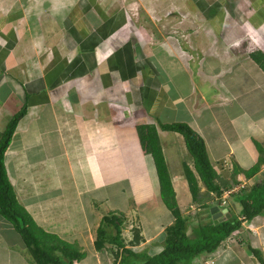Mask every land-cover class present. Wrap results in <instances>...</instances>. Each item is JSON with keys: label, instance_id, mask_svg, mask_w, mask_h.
Instances as JSON below:
<instances>
[{"label": "crops", "instance_id": "obj_1", "mask_svg": "<svg viewBox=\"0 0 264 264\" xmlns=\"http://www.w3.org/2000/svg\"><path fill=\"white\" fill-rule=\"evenodd\" d=\"M153 1L145 4L146 14ZM123 3L0 0V139L10 119L25 110L4 155L6 173L35 224L85 253L75 264H118L114 246L94 247L110 213L127 219L125 247L136 221L144 242L134 251L153 256L162 250L173 217L166 209L165 223L147 227L146 217L155 218L162 200L137 127H155L183 214L197 208L183 169L193 161L183 137L161 125L185 124L197 133L218 184L264 178V166L249 179L243 174L258 160V145L264 154V72L252 58L264 55V0H179L187 17H161L155 25L160 35L133 19ZM197 211L191 222L201 219ZM263 229L264 216H257L190 264L230 258L258 264L248 246L264 257ZM0 264H33L1 216Z\"/></svg>", "mask_w": 264, "mask_h": 264}, {"label": "trees", "instance_id": "obj_2", "mask_svg": "<svg viewBox=\"0 0 264 264\" xmlns=\"http://www.w3.org/2000/svg\"><path fill=\"white\" fill-rule=\"evenodd\" d=\"M252 58L264 72V55L254 54ZM24 111H19L10 119L0 139V216L19 235L33 264H75L85 257V253L80 251L76 245L68 244L59 237L47 234L40 229L18 203L14 189L9 182L4 155ZM160 127L164 131L174 132L183 137L186 150L193 161L190 166L184 164V175L191 202L197 207V213L200 214L199 212L206 207V204H209V207L220 208L224 192L231 189L232 184L239 185L240 182L238 183L233 178L231 184L225 180H221V185L217 183V180L221 178L209 162L204 142L190 127L185 124H169ZM137 134L143 152L152 157L159 182L160 198L171 213L173 222L164 230L162 250L156 255L148 256L136 253L133 249L144 242L139 224L136 221L132 223L133 239L130 247H125L122 234L127 219L122 213H110L102 218L97 229L94 240L97 252H103L105 245L110 244L116 249L118 264H180L182 261L192 260L202 254L212 253L227 239L237 235L243 223H248L257 216H264V178H262L227 197L234 195L237 197L240 218L232 220L230 210L223 205L222 207L228 209L229 218L224 222L216 220L212 223H198L199 228L205 225V229H200V238L197 236L194 241L191 240L188 231L192 228L191 233L194 235L197 226L193 227L192 216L183 214L178 207L155 127L146 125L137 127ZM257 147L260 155L256 163L244 171L245 179L254 176L261 166H264L263 149L259 145ZM236 174L238 171L235 172ZM248 250L258 264H264V257L260 250L250 246Z\"/></svg>", "mask_w": 264, "mask_h": 264}, {"label": "rangeland", "instance_id": "obj_3", "mask_svg": "<svg viewBox=\"0 0 264 264\" xmlns=\"http://www.w3.org/2000/svg\"><path fill=\"white\" fill-rule=\"evenodd\" d=\"M125 1V3H123L125 5V8L127 9V13L132 15L133 19H143L147 24L149 25H152V30L155 32L157 31V33L160 35L161 34V28L160 26H155V25H158V21L161 20V17H164L165 19H183V17H187V14H182L184 13L183 10L179 7V0H154L153 1V5L151 6L153 9L152 10H148L150 14H146V10L149 8L147 7L145 4H148L149 3V0H123ZM176 1V3L174 2ZM149 16V17H148ZM152 21V22H151ZM154 23V24H153ZM135 190L138 191V187H135ZM140 199L144 198V195H140ZM130 197V196H128ZM126 201V200H125ZM124 200L121 201V206L124 205L125 203ZM186 201V198L184 197L183 199H181V202L182 203H185ZM229 203H230V206L229 207ZM162 204V203H161ZM160 203H157L156 202V207H158V209L156 210V213H155V218L154 217H146V221L149 225H147V227H150V224L151 222H166L168 217L170 218V214L168 213V211L166 210L167 208H164V206H161ZM154 205V206H155ZM226 207L230 210L231 212V215H232V220L233 219H238L239 218V212H240V206L238 204V199L237 197H232V198H227V200L225 201V204ZM190 206V205H188ZM184 208L185 210L187 209V206L186 204L184 205ZM210 208L209 207V204H206V207H203V211L199 214V217L201 219H198V220H194L193 221V224L192 226L196 227V233L193 235L191 233V229H189L188 233L190 234L191 236V240L194 241L195 238H197V236H199V233H200V229L203 228L205 229V225H201L202 227H198V223H203L202 220H204V218H202V215H206V220L207 222H214L216 220L213 219L212 215L210 214ZM227 208H223V209H227ZM188 212L187 214L185 215H194V212H196V210H192L191 208L189 209L188 207ZM153 210H146L147 213L151 212ZM148 216H152V215H148ZM247 224H244L243 225V228L246 227ZM191 226V227H192ZM127 229V228H125ZM131 229V228H130ZM263 232H264V229H263ZM198 233V235H197ZM264 235V233H263ZM14 237H17L18 239V236L14 234ZM201 236H199L198 238H200ZM263 237V236H262ZM19 240V239H18ZM159 243L162 242L161 241H158ZM162 246V244H161ZM157 247V246H156ZM155 247V248H156ZM217 251V250H216ZM89 253V251H88ZM139 254L141 255H144L146 254L147 255V252H139ZM203 255V256H202ZM201 256L203 258H207L208 257V254H202ZM213 255H216V253L214 252ZM85 258V257H84ZM190 262L192 263V260H185V261H182L180 264H190ZM224 264H240L237 260H234L232 258H230V260H227L226 263L224 262Z\"/></svg>", "mask_w": 264, "mask_h": 264}, {"label": "water", "instance_id": "obj_4", "mask_svg": "<svg viewBox=\"0 0 264 264\" xmlns=\"http://www.w3.org/2000/svg\"><path fill=\"white\" fill-rule=\"evenodd\" d=\"M210 214L212 215L213 219L217 220L218 222H224L229 218L227 209H219L217 206L210 208Z\"/></svg>", "mask_w": 264, "mask_h": 264}, {"label": "built area", "instance_id": "obj_5", "mask_svg": "<svg viewBox=\"0 0 264 264\" xmlns=\"http://www.w3.org/2000/svg\"><path fill=\"white\" fill-rule=\"evenodd\" d=\"M246 186V183H240L239 185H235L233 186L231 189H229L228 191H225L223 194V200L221 203V206H223L225 204V199L230 195L233 194L235 192H238L239 190L243 189Z\"/></svg>", "mask_w": 264, "mask_h": 264}, {"label": "clouds", "instance_id": "obj_6", "mask_svg": "<svg viewBox=\"0 0 264 264\" xmlns=\"http://www.w3.org/2000/svg\"><path fill=\"white\" fill-rule=\"evenodd\" d=\"M219 209H221V208H219Z\"/></svg>", "mask_w": 264, "mask_h": 264}]
</instances>
